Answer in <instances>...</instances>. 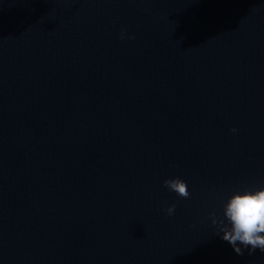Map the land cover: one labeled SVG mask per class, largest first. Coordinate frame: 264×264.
Returning a JSON list of instances; mask_svg holds the SVG:
<instances>
[{"label": "water", "instance_id": "1", "mask_svg": "<svg viewBox=\"0 0 264 264\" xmlns=\"http://www.w3.org/2000/svg\"><path fill=\"white\" fill-rule=\"evenodd\" d=\"M262 61L264 0H0V249Z\"/></svg>", "mask_w": 264, "mask_h": 264}, {"label": "clouds", "instance_id": "2", "mask_svg": "<svg viewBox=\"0 0 264 264\" xmlns=\"http://www.w3.org/2000/svg\"><path fill=\"white\" fill-rule=\"evenodd\" d=\"M120 38H126L124 30ZM127 36V39H134ZM236 132V129H231ZM164 186L179 197L189 196L187 183L180 178L166 179ZM175 205L166 208V214H174ZM223 219L217 220L212 214V223L216 226V234L226 241L237 255L245 250L252 255L257 250L264 253V184L255 187H242L233 190L222 202Z\"/></svg>", "mask_w": 264, "mask_h": 264}]
</instances>
